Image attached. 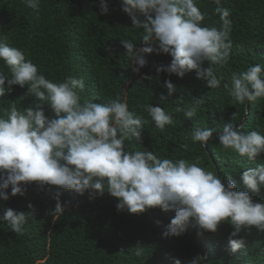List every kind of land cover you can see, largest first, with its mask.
I'll return each mask as SVG.
<instances>
[{"label":"trees","instance_id":"16d2710c","mask_svg":"<svg viewBox=\"0 0 264 264\" xmlns=\"http://www.w3.org/2000/svg\"><path fill=\"white\" fill-rule=\"evenodd\" d=\"M107 2L108 14L100 15V0H41L38 13L28 8L24 0H0V39L21 49L26 59L55 83L68 76L84 77L85 89L77 90L81 103L85 99L106 103L118 95L122 100L126 96L129 110L147 121L140 141H125L127 151L149 150L158 158L195 163L225 184L224 179L230 177L238 190L249 191L254 202L264 203V188L251 192L240 179L244 170L264 164V153L252 161L224 149L215 139L228 123L236 126L238 132L257 131L264 135V98L241 104L234 102L223 87L224 83L230 84L234 73L256 64L264 66V0H221L219 6L230 12L232 49L227 64L214 66L217 76L224 77L218 89L198 79L196 70L183 78L158 73L157 66L168 65L172 60L162 52L147 55V65L140 74L135 73L121 40L143 47L144 29L132 28V19L122 10L121 0ZM195 3L205 15L202 26L221 27L214 0ZM135 15L146 20L138 10ZM0 72L10 78V70L2 60ZM261 76L264 78V72ZM167 80L177 90L173 97L161 100L162 94L167 96ZM12 87L11 92L0 97V117L7 118L12 107L23 111L38 102L29 94L27 85ZM194 99H201L202 103L194 117L187 118L184 112ZM148 104L162 107L172 115L174 123L163 131L156 128L145 111ZM44 111L49 118H55L50 105L45 104ZM194 127L213 130L214 138L207 148L215 162L201 143L191 140ZM26 188L24 196L0 200V214L9 207L32 214L19 234L11 231L6 222L0 223V264H173L174 258L181 264H192L194 257L206 255L203 247L209 252L205 264H264V232L255 227L241 229L235 239H244L245 247L233 254L228 250V238L234 231L229 221L222 222L215 233L200 235L197 228L190 226L179 237L165 238L162 233L174 217V210L152 208L131 214L118 211V198L107 191L103 196L90 198L88 193L59 189L65 211L54 219L53 193L58 186L41 188L39 182H30ZM7 191L10 194L11 188ZM30 204L33 208H29Z\"/></svg>","mask_w":264,"mask_h":264},{"label":"clouds","instance_id":"9594fccd","mask_svg":"<svg viewBox=\"0 0 264 264\" xmlns=\"http://www.w3.org/2000/svg\"><path fill=\"white\" fill-rule=\"evenodd\" d=\"M214 2L218 5L215 13L221 22L219 28L202 26L205 15L195 0H121L122 10L132 19V28L144 29L143 47L137 48L131 40H121L132 70L140 74L148 63L147 55L162 52L172 60L168 65L157 66L158 73L183 78L196 70L198 79L205 80L212 89L220 88L224 77L217 76L214 66L228 63L232 21L229 10L219 6L221 0ZM24 3L39 12L41 0ZM137 10L146 17L145 21L137 19ZM108 12L107 0H100V15ZM0 60L10 70V78L0 72V97L11 92L13 85H27L29 94L38 101L23 111L12 107L7 118L0 117V200L24 196L30 182H39L41 188L58 186L53 193L56 204L52 215L56 219L65 211L59 189L80 195L88 193L90 198L103 196L107 191L118 198V211L140 214L152 208L174 210V217L162 233L165 238L179 237L190 226L197 228L200 235L215 233L222 222L229 221L234 231L228 238V250L233 254L245 247L244 239H235L241 229L255 227L264 232V203L254 202L249 191L238 190L230 177L224 179L225 184L213 172L184 159L158 158L149 150L127 151L125 141H140L147 121L129 110L126 96L122 100L118 95L106 103L87 99L81 103L77 90L85 89L84 77L68 76L55 83L40 73L21 49L9 46L3 39ZM262 72L264 66L252 65L246 71L234 73L230 84L224 83L223 87L234 102L241 104L264 98ZM164 87L167 96L162 94L160 99L173 97L177 87L171 80L165 81ZM201 103V99H194L185 116L194 117ZM45 104L50 105L55 118L45 114ZM145 111L161 131L174 123L172 115L160 106L148 104ZM190 138L206 147L214 138L213 130L194 127ZM215 139L224 149L252 161L264 153V135L257 131L238 132L231 123ZM240 179L251 192H259L264 188V164L244 170ZM29 208L33 206L30 204ZM29 215L32 214L9 207L0 214V223L6 222L11 231L19 234ZM205 259L206 255H198L192 264H204ZM173 264L181 261L174 258Z\"/></svg>","mask_w":264,"mask_h":264},{"label":"water","instance_id":"95a60500","mask_svg":"<svg viewBox=\"0 0 264 264\" xmlns=\"http://www.w3.org/2000/svg\"><path fill=\"white\" fill-rule=\"evenodd\" d=\"M248 109H249V108H248ZM204 147H205V146H204ZM205 148H206L207 152L210 154V151L208 150L207 146H206ZM210 157H211L212 161L215 162L211 154H210ZM202 247H203V246H202ZM203 249L206 250V259H205V261H204V264H205V263L207 262V259H208V256H209V252L207 251V249H206L205 247H203Z\"/></svg>","mask_w":264,"mask_h":264}]
</instances>
